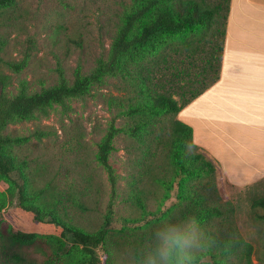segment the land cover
Instances as JSON below:
<instances>
[{
    "label": "rangeland",
    "instance_id": "1",
    "mask_svg": "<svg viewBox=\"0 0 264 264\" xmlns=\"http://www.w3.org/2000/svg\"><path fill=\"white\" fill-rule=\"evenodd\" d=\"M133 5L134 0H17L13 7L0 12V23H7L0 27V56L21 65L20 69L1 65L10 76L4 89L6 95L15 96L23 84L29 93H34L57 85L62 77L72 82L78 69L88 74L98 59L109 56L113 38ZM117 91L116 81L108 78L106 83L92 87L85 98L67 101L66 107L55 104L46 114L36 113L7 125L4 135L24 139L14 147L13 153L27 167L23 176L14 174L10 183L0 179L3 195L0 264H43L53 251L61 256L55 264H78L81 247L66 242L55 231L51 214L88 232H97L104 226L111 186L107 171L98 161V153L113 124L118 133L112 142L109 162L118 179L119 195L114 201L112 218L117 223L130 216L131 209L122 200L131 192L133 159L141 157L135 154L127 117L119 116L105 103L106 97L111 93L117 95ZM159 146L155 163L163 165L167 150L164 143ZM24 178L28 181L26 204H30L31 198L37 200L42 208V222L35 220L34 213L19 206L15 186L16 182L23 184ZM206 181L178 176L174 184L198 185ZM213 182L216 194L210 190L213 187L206 188L207 192L209 189L213 200L218 196L219 202L234 208L229 220L237 226L240 236L253 244V264H264V210L252 206L255 199L264 197V179L249 188L239 189L230 186L218 169L214 180L208 183ZM149 188L159 197H172L155 204L156 208L164 209L170 216L179 212L180 186ZM95 202L99 203L95 210L80 206L91 204L93 208ZM163 224L164 221L158 220L146 226L109 228L106 247L112 254L106 260L102 248L99 251L101 264H138L134 256L137 248L145 252L143 261L149 264H212L209 258L196 261L186 255L200 249L199 240L204 231L198 224L183 222L175 230L180 235L172 238L163 237ZM20 234H28L32 240H23ZM16 254L24 261H16Z\"/></svg>",
    "mask_w": 264,
    "mask_h": 264
},
{
    "label": "trees",
    "instance_id": "2",
    "mask_svg": "<svg viewBox=\"0 0 264 264\" xmlns=\"http://www.w3.org/2000/svg\"><path fill=\"white\" fill-rule=\"evenodd\" d=\"M16 3L17 0H0V12ZM230 10L231 0L212 3L208 0H134L133 10L126 15L113 38L109 56L98 59L88 74L78 69L72 82L62 77L57 85L34 93H29L23 84L18 94L10 97L4 92L10 76L0 68V179L9 183L14 174L23 176L27 167L13 153L14 147L24 139L4 135L10 122L28 119L36 113L46 114L55 104L66 107L67 101L85 98L92 87L106 83L108 78L116 81L118 93L109 94L105 103L119 116L127 117L135 154L141 157L133 159L131 192L122 200L129 205L131 214L120 222H113L114 201L119 195L118 179L109 162L112 142L118 133L113 124L98 153V161L107 171L111 186L104 226L97 232H88L51 214L55 231L66 242L81 247L78 264H101L99 251L102 248L106 260L110 259L112 252L106 247L109 228L146 226L158 220L164 221L163 237L180 235L175 230L187 221L202 228L204 235L199 240V251L186 254L191 259L203 261L209 258L212 264H253V244L242 238L237 226L229 220L234 208L219 202L218 196L213 200L209 189L207 192L209 187H213L210 190L215 194L217 192L214 182H208L214 180L218 165L194 143L192 127L178 117L184 108L221 78ZM6 24L1 22L0 27ZM2 64L15 69L21 67L0 56V67ZM161 143L167 150L165 164L157 165L155 158ZM178 176L208 182L175 185ZM156 186L181 187L182 205L174 216L155 207L157 203L172 199L167 195L159 197L149 188ZM27 187L25 178L23 184L16 182L19 206L34 213L35 220L42 222V208L37 200L31 198L30 204H26L29 201ZM93 205V208L91 204L80 206L86 210L98 209V202ZM2 206L3 195L0 193V208ZM252 206L264 210V197L255 199ZM19 236L23 240H32L28 234ZM134 256L138 264H149L143 261L146 255L141 249H135ZM60 258L59 252L53 251L43 264H55ZM15 259L24 261L19 254Z\"/></svg>",
    "mask_w": 264,
    "mask_h": 264
},
{
    "label": "crops",
    "instance_id": "3",
    "mask_svg": "<svg viewBox=\"0 0 264 264\" xmlns=\"http://www.w3.org/2000/svg\"><path fill=\"white\" fill-rule=\"evenodd\" d=\"M178 117L230 186L264 179V0H231L221 78Z\"/></svg>",
    "mask_w": 264,
    "mask_h": 264
}]
</instances>
